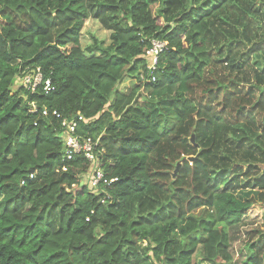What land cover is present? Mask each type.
I'll return each mask as SVG.
<instances>
[{
    "label": "trees",
    "instance_id": "obj_1",
    "mask_svg": "<svg viewBox=\"0 0 264 264\" xmlns=\"http://www.w3.org/2000/svg\"><path fill=\"white\" fill-rule=\"evenodd\" d=\"M250 1L0 0V264H264L255 237L235 262L229 234L264 223V0ZM89 17L108 45L82 48ZM36 67L47 92L18 82ZM77 114L109 184L65 156Z\"/></svg>",
    "mask_w": 264,
    "mask_h": 264
},
{
    "label": "rangeland",
    "instance_id": "obj_2",
    "mask_svg": "<svg viewBox=\"0 0 264 264\" xmlns=\"http://www.w3.org/2000/svg\"><path fill=\"white\" fill-rule=\"evenodd\" d=\"M261 1L259 0H253L250 1V4L254 5V4H260ZM261 12V11H260ZM264 15V14H263ZM234 19V17H232ZM232 19V26L234 27L235 31L241 32L242 36L241 39H243V31L244 30V24L245 22H237L233 21ZM254 28V27H253ZM251 28H247V31H251ZM109 35L110 32L107 28H105L102 23L100 22L99 19L94 18V17H89L87 20H85L82 30H81V37H80V44L82 46V48H87L89 45L92 44V37H96L99 41L103 42V45H108L109 43ZM252 39L250 40V38H248V40H245V43L243 44V48L240 49L238 51V53L236 54L235 59H237V61L244 56V58L247 57L246 52L250 51V45L251 43H253L254 41H259L258 38L256 37H251ZM215 43V40H214ZM220 45L215 43V46ZM228 46H231L233 48L237 47L238 42H233V44L229 43L227 44ZM256 50V49H255ZM259 50L264 53V48H259ZM244 54V55H243ZM229 55V50H227L226 52H224L220 57H218V59L220 60L221 63L226 62L227 57ZM226 64V63H225ZM235 68V66L233 67V69ZM244 69L245 70H249L250 73V81L249 83H253L254 80V69L251 67V65H244ZM246 86H248L249 84H245ZM188 160L192 161L195 156H187L186 157ZM180 167V163L178 162L176 164V167L174 168V170L172 171V176L175 177L176 173L178 172V169ZM198 210H196L195 212H197ZM255 231H259V232H255ZM262 233H264V223H256V222H246L240 226H234V227H230L229 228V234H230V242H231V247H230V251L233 255V260L235 262L241 263L245 261L246 256L248 254V251H246L245 249V243L248 239H251L252 237L254 238V240L259 244H263L264 243V239H262Z\"/></svg>",
    "mask_w": 264,
    "mask_h": 264
},
{
    "label": "built area",
    "instance_id": "obj_3",
    "mask_svg": "<svg viewBox=\"0 0 264 264\" xmlns=\"http://www.w3.org/2000/svg\"><path fill=\"white\" fill-rule=\"evenodd\" d=\"M153 47L148 52L149 57V65L150 69H155L157 64V56L158 53L164 48V43L160 41L153 40ZM152 80L154 78L152 77ZM18 82L20 86L24 89L34 92L39 87L42 88L43 92H47L50 90V81L48 79L43 78V74L41 72L40 67L33 68L26 73H24L21 77H19ZM31 109H36V104L34 102L30 103ZM42 114L46 115V112L43 111ZM82 120V116L77 114L73 119H63L61 122V126L63 128V138H64V148H65V156L67 159H71L76 153H83L85 157L90 161L89 171L86 173L85 180L89 181L91 186L95 187L97 183L100 181L109 184L110 182L116 180L112 179L107 181L103 177L102 170L98 168L95 154H94V143L89 140V138H82L80 135L78 136L75 132L78 127V121ZM63 170L65 168H62Z\"/></svg>",
    "mask_w": 264,
    "mask_h": 264
},
{
    "label": "water",
    "instance_id": "obj_4",
    "mask_svg": "<svg viewBox=\"0 0 264 264\" xmlns=\"http://www.w3.org/2000/svg\"><path fill=\"white\" fill-rule=\"evenodd\" d=\"M192 141H193V138H192ZM198 264H201V260H200V258L198 259Z\"/></svg>",
    "mask_w": 264,
    "mask_h": 264
}]
</instances>
